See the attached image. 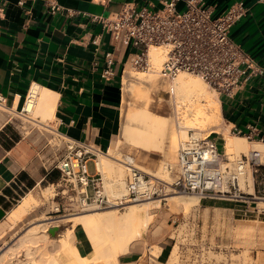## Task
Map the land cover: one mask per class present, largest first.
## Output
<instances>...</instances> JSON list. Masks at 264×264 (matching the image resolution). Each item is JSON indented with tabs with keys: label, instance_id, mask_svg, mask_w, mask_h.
Segmentation results:
<instances>
[{
	"label": "crops",
	"instance_id": "1",
	"mask_svg": "<svg viewBox=\"0 0 264 264\" xmlns=\"http://www.w3.org/2000/svg\"><path fill=\"white\" fill-rule=\"evenodd\" d=\"M237 1L245 3L247 13L231 35L264 67V0H206L216 13ZM128 2L139 8L159 0H0V97L6 114L0 126V221L30 184L55 177L48 167L42 173L38 161L43 149H51L50 141L38 138V130L28 137L10 125V113L26 116L22 106L34 83L58 96L48 129L55 125L69 137L98 144L114 135L128 52L117 48L93 16L117 12ZM107 52L115 59L116 75L110 79L100 75ZM218 100L224 129L211 133L222 149L226 133L245 137L250 149H264V73L244 77L235 96ZM212 203L207 207L230 213V201ZM245 206L235 203L233 209L247 215L251 210Z\"/></svg>",
	"mask_w": 264,
	"mask_h": 264
},
{
	"label": "built area",
	"instance_id": "2",
	"mask_svg": "<svg viewBox=\"0 0 264 264\" xmlns=\"http://www.w3.org/2000/svg\"><path fill=\"white\" fill-rule=\"evenodd\" d=\"M246 13L243 1L216 13L206 0H159L139 8L128 2L117 12L94 15L93 19L102 23L118 49H127V61L135 67L148 68L149 48L162 46L166 57L161 74L170 84L179 73L187 72L201 77L219 96L233 97L242 88L244 77L264 73V67L254 62L231 35L232 28ZM114 64L113 53L107 52L100 72L102 78L116 75ZM27 97L28 93L24 101ZM0 106H4L3 97H0ZM22 112L28 113L23 106ZM52 133L55 142L50 141L49 145L55 158L50 166L52 170H60L67 186L64 191H75L82 207L111 206L113 201L106 193L102 175L96 170L94 146L89 141L69 137L58 128L53 127ZM90 161L94 162V173L89 171ZM248 169L254 193L240 186ZM173 170V181L153 180L141 168L130 165L127 193L120 201L179 192L194 193L201 198L264 200V153L255 147L230 158L225 148H219L212 133L203 136L190 132L179 147ZM152 257L150 253L148 264H153Z\"/></svg>",
	"mask_w": 264,
	"mask_h": 264
},
{
	"label": "rangeland",
	"instance_id": "3",
	"mask_svg": "<svg viewBox=\"0 0 264 264\" xmlns=\"http://www.w3.org/2000/svg\"><path fill=\"white\" fill-rule=\"evenodd\" d=\"M163 63V62H162ZM150 66L148 68H138L128 62L125 70L134 71L149 77ZM190 74V73H189ZM124 75V73H123ZM197 76V75H196ZM206 89L215 101L220 99L221 96L205 83ZM144 90L149 91V99L139 98L130 93L128 86L122 84V104L116 110V131L114 135L105 143L91 142V145L96 148H101L107 153L115 155L124 160L125 156H130L135 160L137 165L146 170L158 171L160 176L166 181L174 180V170L178 160V150L181 143L187 138L188 133L199 131L197 128H186L187 135L182 136L177 140L176 145L173 147L171 139H165L161 147L153 149H142L137 147L133 140L126 138L123 135V126H127L125 122V114L129 111L138 108L139 106H148L151 112L156 116H168L173 122L174 127H177V116L175 115V99L176 90L171 91L170 82L163 76H159L153 86L137 85ZM123 88L125 98L123 96ZM151 99V101H150ZM150 103V105H149ZM1 108V106H0ZM19 114V113H18ZM28 114V113H27ZM14 116L11 119L10 125H15L28 137L31 136L35 130H38V138H45L46 141H52V129L56 128L52 125L50 129L47 125H40L31 121H25V116L18 117L15 113H10ZM51 126V124H49ZM224 129V120L220 122V128ZM200 135H206L209 130L204 126ZM206 128V129H205ZM221 131V130H220ZM214 136L215 133H212ZM169 136V135H168ZM120 140V144L117 141ZM218 146L222 149V141H218ZM48 149V151H47ZM45 148L40 152L38 161L41 163V172H46V167L51 169V163L55 158L53 151ZM264 153V149L260 148ZM250 147L244 151H232L229 153L232 157L240 156L242 153H248ZM166 166V169L163 168ZM89 171H95L93 161L88 164ZM117 168V165L116 167ZM161 171V172H160ZM251 172L250 169L247 170ZM55 177L47 176L37 179L34 185H30L21 192L19 201H15V207L22 197H34L31 199V206L27 213L21 219L17 220L11 227L7 223L8 215L0 221V259L7 252H16L21 249L18 244V238L29 228L32 224L45 222L49 220H62L70 216L83 212L87 208L99 207L95 204H90L86 207L79 205V196L75 191L66 189V183L61 179V172L55 168L52 170ZM103 177L104 187L106 193L114 202L108 207H99L100 211H105L111 208H117V213L121 214L126 210L124 207L131 202V200L121 202L119 195L112 192V183L116 179L114 172L105 171L100 173ZM129 169L124 167V177L127 181ZM246 180V175L242 177ZM154 180V178L152 177ZM242 180V179H241ZM253 181V180H252ZM247 182H249L247 180ZM253 184V182H252ZM127 187V183H126ZM246 191L245 189H243ZM248 192V191H247ZM191 194L200 199V204L191 206L189 209L182 207H173L169 200L165 199L169 194L164 197L155 196L153 198H160V208L155 209L150 224L142 228V235L140 241L142 247L133 245L131 251L127 254L120 256V264H143L148 261L150 253L153 264H264V202L263 199H249L248 201L225 200L230 201V213L223 210L207 207L206 204L213 201H224L217 198H201L194 193H173V194ZM258 194V193H257ZM119 197V198H118ZM150 198L142 199L140 201H147ZM252 201H259L258 204ZM247 205L244 208L250 207V214L245 215L238 213L233 208V204ZM213 204V203H212ZM257 206V208H255ZM12 207V208H13ZM156 214V215H155ZM48 218V219H46ZM69 220V219H68ZM64 220L59 225H52L50 227L51 235L55 238H60L65 232L72 227V222ZM162 226L158 227V225ZM145 228V229H144ZM160 228L161 231L157 232ZM74 231L77 232L74 244L78 246L82 254L93 255L95 249L88 233L81 227H75ZM109 234L101 231L99 237L101 240V248L109 243ZM156 246V247H155ZM138 249H136V248ZM107 248V247H106ZM105 248V249H106ZM1 262V260H0ZM96 264H109L105 260H97ZM93 263V264H95Z\"/></svg>",
	"mask_w": 264,
	"mask_h": 264
},
{
	"label": "bare ground",
	"instance_id": "4",
	"mask_svg": "<svg viewBox=\"0 0 264 264\" xmlns=\"http://www.w3.org/2000/svg\"><path fill=\"white\" fill-rule=\"evenodd\" d=\"M165 57L166 49L164 47L152 45L149 48V77L138 72L135 73L134 71H128L124 75L123 83L128 86L130 93L139 98L149 99V91L137 85L153 86L159 76L162 77L161 68ZM205 83L198 75L181 72L174 79L173 83L170 84L171 91L174 93L176 90L174 104L175 115L177 116L176 128L174 127V122L168 116H156L148 106H139L125 114L127 126H123V135L133 140L137 147L153 149L161 147L168 137L171 139L174 147L178 138L180 140L182 136L187 135L188 130L186 128L199 129V131H194L197 135H200L199 133L203 130L202 127L204 126L209 130V133L222 130L220 128L222 120L220 102L211 98ZM57 97L56 92L44 88L38 83H34L30 87L28 97L23 104L24 109L28 111L25 121L48 125L54 117ZM4 109L5 107L1 106L0 126L6 116ZM225 138V152L228 157H231L229 153L232 151H244L249 147L245 137L231 136L226 133ZM120 139L117 141L118 145L120 144ZM94 152L97 155L94 160L98 171H111L116 175V179L112 183L113 194L121 195L120 197L124 196L127 193V181L123 176L124 167L128 169L130 165L139 167L135 163V160L130 156H125L124 160H122L115 155L95 148ZM116 165L117 168H115ZM163 168L166 169V166H163ZM145 172L150 174L154 180L162 179L160 174L162 172L164 174V170L160 171L161 173L156 170H146ZM252 180V174L248 171L246 180L242 178L240 182L241 189L254 193ZM167 194L169 195L165 199L169 200L173 207H182L185 211L191 206L200 204V199L191 194ZM33 198L32 196L22 197L20 202L9 212L7 223L11 227L29 211L32 204L31 199ZM146 198L150 199L137 202ZM261 201L264 202V200ZM160 205V198L149 196L131 200L124 207L126 210L121 214L117 213V208L100 211L99 207H93L62 220H49L46 218L48 221L45 220V222L32 224L27 228L18 238V244L21 246V249L16 252H7L0 259V264H93L100 259L109 262V264H120V256L129 253L133 245L138 248L142 247L140 241L142 228L150 224L153 213L157 211L155 209L160 208ZM64 220L71 221L72 227L60 238L53 237L49 231L50 227L52 225H59ZM162 224L160 223L158 227H161ZM78 226H81L92 240L95 249L93 255L82 254L76 243L74 244V228ZM103 229L105 233L110 235L108 238L109 243L103 246L104 249L101 248L102 239L99 237V233ZM159 230L161 231L159 228L157 232Z\"/></svg>",
	"mask_w": 264,
	"mask_h": 264
},
{
	"label": "trees",
	"instance_id": "5",
	"mask_svg": "<svg viewBox=\"0 0 264 264\" xmlns=\"http://www.w3.org/2000/svg\"><path fill=\"white\" fill-rule=\"evenodd\" d=\"M30 185H31V184H30ZM30 185H29V186H30ZM31 186H32V185H31Z\"/></svg>",
	"mask_w": 264,
	"mask_h": 264
}]
</instances>
